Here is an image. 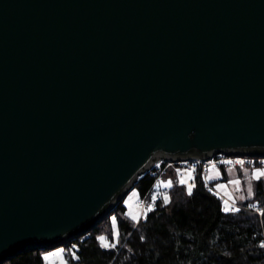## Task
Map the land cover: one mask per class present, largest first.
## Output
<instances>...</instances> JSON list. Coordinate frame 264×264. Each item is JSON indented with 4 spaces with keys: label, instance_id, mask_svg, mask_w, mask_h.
<instances>
[{
    "label": "water",
    "instance_id": "water-1",
    "mask_svg": "<svg viewBox=\"0 0 264 264\" xmlns=\"http://www.w3.org/2000/svg\"><path fill=\"white\" fill-rule=\"evenodd\" d=\"M218 154L264 157V0H0V264Z\"/></svg>",
    "mask_w": 264,
    "mask_h": 264
},
{
    "label": "trees",
    "instance_id": "trees-1",
    "mask_svg": "<svg viewBox=\"0 0 264 264\" xmlns=\"http://www.w3.org/2000/svg\"><path fill=\"white\" fill-rule=\"evenodd\" d=\"M204 172L198 171L191 195L180 177L169 175L175 183L168 202L159 198L139 224L122 202L99 225L61 247L70 252L72 264H264V180L256 182L253 200L228 211ZM160 178L156 168L140 179L137 188L145 199ZM113 217L118 244L107 248L101 237L115 241L114 232H106ZM45 251H26L3 264H45Z\"/></svg>",
    "mask_w": 264,
    "mask_h": 264
},
{
    "label": "rangeland",
    "instance_id": "rangeland-1",
    "mask_svg": "<svg viewBox=\"0 0 264 264\" xmlns=\"http://www.w3.org/2000/svg\"><path fill=\"white\" fill-rule=\"evenodd\" d=\"M165 165V166H163ZM193 164H169V162H162L157 165L159 174L161 178L157 182L152 194L150 197L145 199L139 189L136 188L132 190L126 199L123 201L127 207V215L134 221L136 224H139L141 219L146 217L147 214L155 208L156 201L166 195L168 200L170 198L168 191L174 185L175 176L180 177V182L185 184L187 188L189 185H193L190 181L191 174L187 169L192 168ZM156 168L152 171L155 172ZM184 169V170H183ZM206 176L207 182L209 183L211 189L216 192L223 200L226 210H236L242 203L248 200H253L256 195V182L259 180H264V177L256 179L255 174L258 172H264V165L253 166H240V167H226L221 168L215 165H212L211 162H208L206 170L201 168ZM183 170L185 177H181V171ZM167 171V172H166ZM169 171V172H168ZM165 172L168 173L166 176ZM172 175L173 177H169ZM169 177V178H167ZM169 182H171L169 184ZM165 185H168L167 187ZM113 227L109 225L107 228V233L109 231L114 232L116 243H111L107 236H104V239L101 240L104 247H111L112 245L118 244L119 230L117 228V223L115 217H113ZM70 252L64 247H58L51 250H46L44 252V262L45 264H72L71 259H69L68 254Z\"/></svg>",
    "mask_w": 264,
    "mask_h": 264
},
{
    "label": "built area",
    "instance_id": "built-area-1",
    "mask_svg": "<svg viewBox=\"0 0 264 264\" xmlns=\"http://www.w3.org/2000/svg\"><path fill=\"white\" fill-rule=\"evenodd\" d=\"M209 161L211 162L212 165H215L221 168L233 167V166L234 167H240V166L256 167L257 165H264V157L262 156L225 155V154H218L212 157L208 161L194 160V161L170 162V161L162 160L158 162V164L162 162H169V164H184V165L193 164V167L191 169H192L193 176L195 178L198 174V171L201 168L206 170ZM166 191H168V189H166Z\"/></svg>",
    "mask_w": 264,
    "mask_h": 264
},
{
    "label": "snow or ice",
    "instance_id": "snow-or-ice-1",
    "mask_svg": "<svg viewBox=\"0 0 264 264\" xmlns=\"http://www.w3.org/2000/svg\"><path fill=\"white\" fill-rule=\"evenodd\" d=\"M255 177H256V179H260L261 177H264V172H258V173H256L255 174ZM171 182H169V184H170ZM166 187L168 186V185H165ZM193 187H194V185H189V187L187 188V192H188V194L189 195H191L192 194V191H193ZM164 201L165 202H168V197L165 195L164 196ZM104 239V237H101V240H103ZM115 245H113V247H114Z\"/></svg>",
    "mask_w": 264,
    "mask_h": 264
},
{
    "label": "crops",
    "instance_id": "crops-1",
    "mask_svg": "<svg viewBox=\"0 0 264 264\" xmlns=\"http://www.w3.org/2000/svg\"><path fill=\"white\" fill-rule=\"evenodd\" d=\"M184 169H187V170H189L190 172H192V169H191V168H184ZM184 169H183V170H184ZM183 170L181 171V177H182V178L185 177V174H184ZM194 179H195V178H194L193 173H192V174H191L190 181L193 183V180H194Z\"/></svg>",
    "mask_w": 264,
    "mask_h": 264
}]
</instances>
